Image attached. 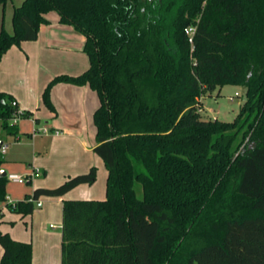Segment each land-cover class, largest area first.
<instances>
[{
	"label": "trees",
	"instance_id": "trees-1",
	"mask_svg": "<svg viewBox=\"0 0 264 264\" xmlns=\"http://www.w3.org/2000/svg\"><path fill=\"white\" fill-rule=\"evenodd\" d=\"M53 10L86 36L90 67L55 77L44 102L53 108L58 82L98 92L93 150L108 171L105 199L63 200L61 264H264V0H23L13 32H0V62L36 40ZM227 84L246 87L238 116L203 119L200 99ZM17 109L0 91L9 134ZM97 172L10 208L30 214L41 196L92 185ZM8 181L0 174V201ZM0 244V264H33L31 242L0 230Z\"/></svg>",
	"mask_w": 264,
	"mask_h": 264
},
{
	"label": "crops",
	"instance_id": "crops-1",
	"mask_svg": "<svg viewBox=\"0 0 264 264\" xmlns=\"http://www.w3.org/2000/svg\"><path fill=\"white\" fill-rule=\"evenodd\" d=\"M5 6L0 32L3 27L11 32ZM45 17L48 22L41 25L37 39L13 45L0 62V91L17 101L22 112H31L29 117L11 119L17 134L6 132L0 121V139L7 146L5 153L0 150L4 156L0 168L7 175L28 176L26 183H30L25 187L26 183L8 181L7 199L0 201V230L15 240L32 243L33 264H61L63 200L105 199L108 171L93 150L97 145L94 113L101 105L98 92L89 84L58 82L50 92L53 108L44 102L43 93L55 77L77 76L90 67L84 51L86 36L73 25L63 24L57 11ZM93 166L98 168L94 184L78 185L63 196H41L27 215L10 208L33 195L35 189L57 187L69 176L86 173ZM3 253L0 244V260Z\"/></svg>",
	"mask_w": 264,
	"mask_h": 264
},
{
	"label": "rangeland",
	"instance_id": "rangeland-1",
	"mask_svg": "<svg viewBox=\"0 0 264 264\" xmlns=\"http://www.w3.org/2000/svg\"><path fill=\"white\" fill-rule=\"evenodd\" d=\"M21 4L19 0H8L6 4V23L8 29L12 32L11 12L14 6ZM3 5H0V16L2 15ZM2 17V16H1ZM246 102V87L242 85L227 84L222 87H217L211 94L206 93L200 99L198 106L199 112L203 119L218 118L223 121H233L239 114L241 107ZM106 167V166H105ZM98 178V175H97ZM10 185L13 183L10 182ZM106 189H107V182ZM25 187L30 183L24 184ZM138 197H143L141 184L136 186ZM36 208V207H35ZM61 229H58V231Z\"/></svg>",
	"mask_w": 264,
	"mask_h": 264
},
{
	"label": "built area",
	"instance_id": "built-area-1",
	"mask_svg": "<svg viewBox=\"0 0 264 264\" xmlns=\"http://www.w3.org/2000/svg\"><path fill=\"white\" fill-rule=\"evenodd\" d=\"M196 29H197V23L191 24L188 27H186V29H185V33L188 36L189 41H190V43L192 45H193V42H194V35H195V32H196ZM12 105L17 107V101L12 100ZM21 113H22V111L20 109H17V111H16V113H15V115L13 117V120L17 121L21 117L20 116ZM6 150H7V146L5 144H3L2 147H1L2 153H5ZM7 177H8V180L15 181V182H18V183H26V182L29 181V177L28 176L25 177V176L18 175L16 173L8 174ZM37 205L40 206L41 203L37 202Z\"/></svg>",
	"mask_w": 264,
	"mask_h": 264
},
{
	"label": "water",
	"instance_id": "water-1",
	"mask_svg": "<svg viewBox=\"0 0 264 264\" xmlns=\"http://www.w3.org/2000/svg\"><path fill=\"white\" fill-rule=\"evenodd\" d=\"M3 144H4L3 140L0 139V150ZM0 174L1 176H7V172L3 169L0 170Z\"/></svg>",
	"mask_w": 264,
	"mask_h": 264
}]
</instances>
